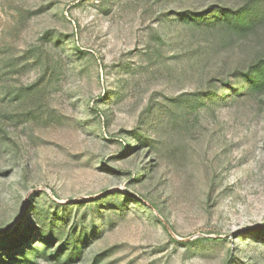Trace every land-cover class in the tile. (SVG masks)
I'll use <instances>...</instances> for the list:
<instances>
[{"label":"rangeland","instance_id":"rangeland-1","mask_svg":"<svg viewBox=\"0 0 264 264\" xmlns=\"http://www.w3.org/2000/svg\"><path fill=\"white\" fill-rule=\"evenodd\" d=\"M0 264H264V0H0Z\"/></svg>","mask_w":264,"mask_h":264}]
</instances>
